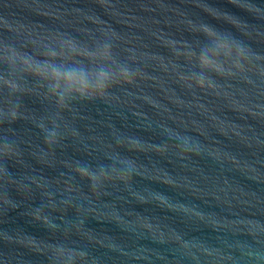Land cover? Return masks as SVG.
<instances>
[{
	"label": "water",
	"instance_id": "obj_1",
	"mask_svg": "<svg viewBox=\"0 0 264 264\" xmlns=\"http://www.w3.org/2000/svg\"><path fill=\"white\" fill-rule=\"evenodd\" d=\"M0 264H264V0H0Z\"/></svg>",
	"mask_w": 264,
	"mask_h": 264
}]
</instances>
